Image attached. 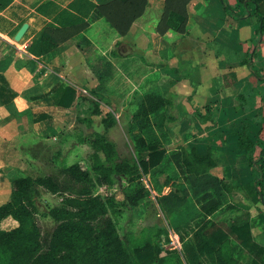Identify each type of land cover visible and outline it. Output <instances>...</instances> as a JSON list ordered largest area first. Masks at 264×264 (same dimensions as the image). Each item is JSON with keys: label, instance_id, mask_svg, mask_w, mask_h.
I'll return each instance as SVG.
<instances>
[{"label": "crops", "instance_id": "0c3cea01", "mask_svg": "<svg viewBox=\"0 0 264 264\" xmlns=\"http://www.w3.org/2000/svg\"><path fill=\"white\" fill-rule=\"evenodd\" d=\"M101 1L0 0V185L25 176L24 170L46 166L44 160L52 153L65 152V135L74 131V111L86 92L81 85H95L98 79L74 43L49 60L41 58L39 35L46 25L85 19ZM163 3L148 0L129 31L114 36L112 58L106 59L125 63L127 80L135 79L145 91L155 89L167 99L165 147H193L198 154L209 149L216 163L212 172L229 185L232 202L247 207L252 238L264 246V179L258 192L249 188L254 175L235 134L245 124L255 143L264 128V35L237 0H191L186 31L159 35L156 24ZM248 56L251 68L242 63ZM66 86L75 90L69 107L55 102ZM115 114L114 123L121 121L120 113ZM97 125L95 131L105 137L112 126ZM9 219L16 222L11 217L2 221Z\"/></svg>", "mask_w": 264, "mask_h": 264}, {"label": "trees", "instance_id": "16d2710c", "mask_svg": "<svg viewBox=\"0 0 264 264\" xmlns=\"http://www.w3.org/2000/svg\"><path fill=\"white\" fill-rule=\"evenodd\" d=\"M147 1L104 0L81 21L44 26L39 35L41 58L49 60L67 43H74L101 81L109 61L96 54L97 43L105 32L124 36L144 13ZM190 1L164 0L156 33H184ZM237 2L245 13L254 16L258 33L264 35V0ZM250 59L248 56L242 62L249 68ZM74 97L75 90L66 86L55 102L69 107ZM166 103L155 89L140 92L129 124L130 131L138 132L130 157L120 158L115 145L102 133L93 131L82 139L95 151L91 166L94 179L81 163L73 162L55 173L17 176L0 185V223L6 217L17 222L10 229L0 228V264H241L238 249L250 257L244 264H264V246L252 238L247 207L232 202L229 185L212 172L216 163L210 150L198 154L193 147H165ZM101 122L108 128L114 117L105 114ZM235 134L254 175L249 188L258 192L257 185L264 179V147L254 154L255 143L245 124ZM143 175L148 177V187L142 183ZM121 176L130 187L124 190V204L135 206L150 191L158 194L168 228L179 238L180 252L161 248L159 241L151 238L130 246L119 234L108 215L107 206L113 197L102 196L94 188ZM166 187L169 190L163 193ZM41 189L62 197L60 205L47 211L56 225L45 236L36 220V199ZM235 213L245 216L244 220L232 218ZM221 215L229 216L228 220ZM166 232L159 227L156 235L160 239Z\"/></svg>", "mask_w": 264, "mask_h": 264}, {"label": "rangeland", "instance_id": "374dc122", "mask_svg": "<svg viewBox=\"0 0 264 264\" xmlns=\"http://www.w3.org/2000/svg\"><path fill=\"white\" fill-rule=\"evenodd\" d=\"M238 16H242V13L238 14ZM113 40L114 37L108 32H105L104 36L102 35L101 37V41L97 43L99 50L97 49L96 54H99L102 58H112L109 47ZM126 70L125 63L116 61L112 64L109 61V64L105 67V74L101 81L96 80L95 85H81L82 88L86 89V92L85 96H80L77 104L79 108L77 107L74 111L77 116L74 131L65 135V152L57 153L56 151V153H52V156L50 155L49 158L44 160L46 166L43 165V167L34 168L33 170H24L23 175L38 176L55 173L64 165L79 162L89 171L90 176L94 179L95 173L91 166L95 151L87 140H83L82 144H76L78 141L77 138L80 137V139H83L88 133L95 131L99 127L97 123L101 121V118L105 114L109 113L113 117H116L115 113L117 111L120 113L119 120L121 121H116L104 134L115 145L120 158L131 156L133 139L137 133L136 131L129 130V124L131 122V114L134 107H136V100L139 97L138 93L144 88L139 83L137 85L134 84L135 79L127 80L124 76L126 75ZM262 79L264 80V75ZM134 87H136L135 93ZM96 108L98 112H95ZM82 117H86L87 121H81L80 118ZM260 118V113L259 116L256 113L255 119L260 120ZM88 120L91 121L90 124ZM89 127H91L92 131L87 130ZM141 180L145 186L146 184L149 186L147 176L143 175ZM126 188L128 189L130 187L123 176L115 178L110 184L96 185L94 188V191L102 196L113 197V202L107 206L108 215L114 220L119 234L125 237L129 241V245L132 246L134 242H141L145 238H151L154 242L159 241V235H156L157 228H164L167 232L162 233V235L165 236V242L167 244L169 243L165 248L171 247L170 250L180 252V250L172 248L174 245H170V242L174 240L173 231L171 228H168V222L159 207L157 200L158 194L150 191L149 195L139 200L137 205L129 206L123 203L124 190ZM166 191L167 188H164L163 193ZM61 202V195L51 194L41 189L40 196L36 199V220L44 236L51 233L56 225L55 221L47 215V211L54 205H60ZM237 217H239L237 213L232 215V218ZM220 218L228 220L229 216L221 215ZM239 218L238 221H243L245 216L241 215ZM13 222L11 219L9 221H1L0 228L9 229L12 227V224H16V222ZM237 254L241 264H244L250 258L248 253L243 249H238Z\"/></svg>", "mask_w": 264, "mask_h": 264}, {"label": "built area", "instance_id": "2783aa9c", "mask_svg": "<svg viewBox=\"0 0 264 264\" xmlns=\"http://www.w3.org/2000/svg\"><path fill=\"white\" fill-rule=\"evenodd\" d=\"M262 134H260V136H258V141L256 140L255 141V144H254V154L257 155L260 153V151L262 150V148L264 147V128L261 130ZM147 186V185H146ZM173 233V236H174V240L170 242V245H174L172 246V248H176L178 250H180V241H179V238L177 237V234H175L174 232ZM165 236L164 235H161L160 236V240H159V245L161 248H165L169 245V243L167 244L165 242ZM171 247L169 248H165V249H170Z\"/></svg>", "mask_w": 264, "mask_h": 264}, {"label": "water", "instance_id": "95a60500", "mask_svg": "<svg viewBox=\"0 0 264 264\" xmlns=\"http://www.w3.org/2000/svg\"><path fill=\"white\" fill-rule=\"evenodd\" d=\"M96 1H100V0H96ZM23 30H24V26L18 31V33L16 35L17 38L20 37V35L22 34Z\"/></svg>", "mask_w": 264, "mask_h": 264}]
</instances>
